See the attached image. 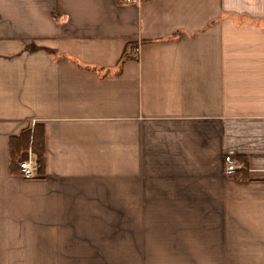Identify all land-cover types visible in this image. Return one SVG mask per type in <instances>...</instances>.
Instances as JSON below:
<instances>
[{
	"label": "crops",
	"instance_id": "1",
	"mask_svg": "<svg viewBox=\"0 0 264 264\" xmlns=\"http://www.w3.org/2000/svg\"><path fill=\"white\" fill-rule=\"evenodd\" d=\"M0 264H264V0H0Z\"/></svg>",
	"mask_w": 264,
	"mask_h": 264
},
{
	"label": "trees",
	"instance_id": "2",
	"mask_svg": "<svg viewBox=\"0 0 264 264\" xmlns=\"http://www.w3.org/2000/svg\"><path fill=\"white\" fill-rule=\"evenodd\" d=\"M117 1L122 2V0ZM135 47L136 46L133 45H128L125 47L115 69H104L101 67L89 66H85L84 68L91 70L98 75H107L112 73L119 74L122 64L125 61L136 57L137 54H134ZM79 66L81 65L79 64ZM26 150H30L32 152L37 164L38 172L40 174L43 173L45 166V145L44 129L42 123H35L31 127L21 131L18 135H14L9 138V167L13 174L20 173L17 159L21 153ZM230 176L238 180H245L249 178L248 173L243 169L235 171L234 173L230 174Z\"/></svg>",
	"mask_w": 264,
	"mask_h": 264
},
{
	"label": "built area",
	"instance_id": "3",
	"mask_svg": "<svg viewBox=\"0 0 264 264\" xmlns=\"http://www.w3.org/2000/svg\"><path fill=\"white\" fill-rule=\"evenodd\" d=\"M123 2H138L139 0H122ZM134 54H137V48H134ZM20 173L18 175L25 181H33L41 176L38 172L37 164L34 157H27L18 162ZM241 164L235 160L231 155H225L223 158V171L225 174L230 175L237 171Z\"/></svg>",
	"mask_w": 264,
	"mask_h": 264
}]
</instances>
